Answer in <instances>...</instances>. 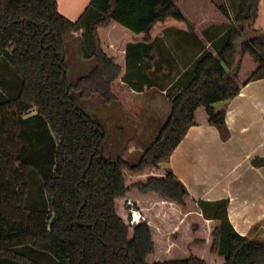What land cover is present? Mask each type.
Listing matches in <instances>:
<instances>
[{
  "label": "trees",
  "instance_id": "16d2710c",
  "mask_svg": "<svg viewBox=\"0 0 264 264\" xmlns=\"http://www.w3.org/2000/svg\"><path fill=\"white\" fill-rule=\"evenodd\" d=\"M176 1L90 0L71 20L57 0H0V57L20 77L15 95L0 91V264H39L22 247L51 253L56 264H264V236L238 233L227 199L197 200L159 165L201 117L226 135L222 103L264 77V31L248 34L260 0H240L233 16L220 6L231 24L211 43L215 53L204 50L188 78L167 91L171 112L136 163L100 154L105 128L71 95L73 89L81 98L116 101L111 85L121 66L104 50L98 29L115 22L148 40L157 22L185 20ZM80 28L94 65L70 83L66 37ZM125 50L132 61L149 55L152 43H128ZM29 166L43 178L45 208H26ZM129 200L137 209L168 201L181 219L167 224L152 207L132 222Z\"/></svg>",
  "mask_w": 264,
  "mask_h": 264
},
{
  "label": "crops",
  "instance_id": "0c3cea01",
  "mask_svg": "<svg viewBox=\"0 0 264 264\" xmlns=\"http://www.w3.org/2000/svg\"><path fill=\"white\" fill-rule=\"evenodd\" d=\"M197 1L200 3L195 10L197 15L189 17L181 11L185 20H177L187 21L188 25L171 22L168 20L171 17H167L151 28L148 40L142 33L121 41L109 37V45H121V51L117 53L114 48H104L101 40L104 50L121 66V73L111 85L112 93L118 99L133 95L138 106L150 107L152 114L161 120L149 130L142 124L137 132L138 138H146L148 132L151 139L156 137L171 112L167 91L177 88L188 78L194 61L204 50L215 53L211 43L231 24L220 6H224L232 16L240 2ZM64 4L72 10L77 0H65ZM59 5L60 0H57L58 10ZM210 7L216 11L212 19L207 13ZM109 26L108 29L117 27L114 22ZM258 30L264 31V0L259 1L257 17L248 34H256ZM128 43H152V51L147 56L129 61L125 56ZM137 49L143 53L144 47L139 44ZM222 104L226 135L223 136L217 126L201 117L188 128L171 155L161 160L159 165L172 170L185 184L191 197L206 202L227 199L229 221L238 233L247 234L255 223L264 220V164L254 163L255 159L264 158V77L248 81L237 95ZM146 147L141 149V154ZM162 203L175 207L168 201H162L153 205L154 209H159ZM146 206L149 205L140 206L144 215L151 211L150 207L145 211ZM158 215L163 217L161 213Z\"/></svg>",
  "mask_w": 264,
  "mask_h": 264
},
{
  "label": "rangeland",
  "instance_id": "374dc122",
  "mask_svg": "<svg viewBox=\"0 0 264 264\" xmlns=\"http://www.w3.org/2000/svg\"><path fill=\"white\" fill-rule=\"evenodd\" d=\"M64 2L65 0H60L59 10L72 20L78 19L89 4V0L87 2L85 0H77L75 8L73 7L72 10H68ZM198 4L200 3L197 0L176 1L178 8L189 17L191 15H197L195 14V10ZM215 12L214 8H209L207 13L210 19L213 18ZM234 13L235 12L232 13V16ZM86 17H88V15H86L85 18ZM86 20H88V18H86L85 21ZM168 20L171 22H179L174 18H169ZM231 21L232 18L229 19V22ZM186 22L179 23L188 25ZM115 24L117 25L116 28L114 27L116 26ZM114 26L115 29H108L110 26L101 27L99 29V34L104 48L108 50L114 48V52L116 53L121 51V45L118 47L109 45V37L111 39L116 37L121 41V39L123 40L130 36L141 35L115 22ZM65 46L67 51L66 64L68 80L70 83H74L78 77L86 74L94 65L93 58L87 56V53L90 52L91 44L89 36L84 35V28L74 31L73 35L69 34L66 37ZM19 85L20 77L15 68L9 61L0 57V91L6 96H13L17 93ZM71 95L75 99V103L78 107L83 109L93 119L99 121L105 128L106 136L100 148V154L112 158L120 156L131 163H136L140 157L141 149L146 147L154 139V137L151 139L149 132L146 133V135H148L146 138H138L137 132L139 127L144 124L145 128L149 130L158 125L160 123L159 121H161L160 118L152 114V109L148 106H138L135 103L133 95L121 96V98L119 97L120 99L117 98L116 101L111 103H105L98 94H92L89 98L85 99L79 97L78 93L72 89ZM34 112L35 110L32 109L26 116ZM137 119H140V121ZM131 146L133 147L132 150H130ZM128 150L130 151L128 152ZM26 172V208L29 210L45 208L48 202V195L44 191V182L39 170L33 166H29L26 168ZM162 204L158 206L159 209H153V205L149 204V206L144 207V210L146 211L148 207H150L153 209L156 216L161 213L163 217H165L167 224L170 225H173L174 221L181 219L176 207L167 203ZM134 208L136 207L134 206ZM137 210L140 212L141 216H143L142 211L139 208ZM253 229L257 234L264 236V220L255 223L251 230ZM18 251L25 253L39 264L57 263V259L51 253L41 251L37 248L31 249L29 247H22L19 248Z\"/></svg>",
  "mask_w": 264,
  "mask_h": 264
},
{
  "label": "built area",
  "instance_id": "2783aa9c",
  "mask_svg": "<svg viewBox=\"0 0 264 264\" xmlns=\"http://www.w3.org/2000/svg\"><path fill=\"white\" fill-rule=\"evenodd\" d=\"M128 203L131 205V221L132 222L139 221L142 217L140 212L136 208H134L132 201L129 200Z\"/></svg>",
  "mask_w": 264,
  "mask_h": 264
}]
</instances>
